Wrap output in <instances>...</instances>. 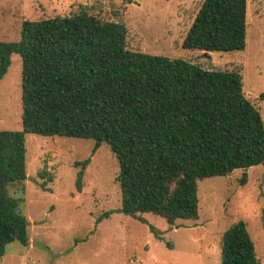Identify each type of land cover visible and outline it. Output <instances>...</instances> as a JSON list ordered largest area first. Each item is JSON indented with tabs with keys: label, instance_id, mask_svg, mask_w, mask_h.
<instances>
[{
	"label": "trees",
	"instance_id": "1",
	"mask_svg": "<svg viewBox=\"0 0 264 264\" xmlns=\"http://www.w3.org/2000/svg\"><path fill=\"white\" fill-rule=\"evenodd\" d=\"M247 1L203 0L182 48L243 51ZM13 55L22 60L23 130L0 131V259L9 244H29L24 198L9 192L27 179V134L92 140V155L107 144L120 165V212L171 226L199 219L202 180L264 166L263 115L239 71L131 50L124 24L87 8L24 21L19 41L0 42V80ZM90 161L74 164L79 191ZM220 248L221 264H261L244 221L223 233Z\"/></svg>",
	"mask_w": 264,
	"mask_h": 264
},
{
	"label": "rangeland",
	"instance_id": "2",
	"mask_svg": "<svg viewBox=\"0 0 264 264\" xmlns=\"http://www.w3.org/2000/svg\"><path fill=\"white\" fill-rule=\"evenodd\" d=\"M202 2L1 0L0 42L19 41L26 20L69 16L87 8L104 21L124 24L131 50L184 59L208 70L239 71L246 97L264 119V0L247 1L246 46L231 53L182 48ZM22 130V60L13 55L0 80V131ZM25 146L27 179L13 183L9 192L24 198L29 244H9L0 264H221V237L238 221L246 222L264 264L263 165L202 180L199 219L177 220L171 226L152 214L120 212V165L107 144L92 155V140L27 134ZM89 158L79 191L80 167L74 164Z\"/></svg>",
	"mask_w": 264,
	"mask_h": 264
},
{
	"label": "water",
	"instance_id": "3",
	"mask_svg": "<svg viewBox=\"0 0 264 264\" xmlns=\"http://www.w3.org/2000/svg\"><path fill=\"white\" fill-rule=\"evenodd\" d=\"M207 53V52H206Z\"/></svg>",
	"mask_w": 264,
	"mask_h": 264
}]
</instances>
